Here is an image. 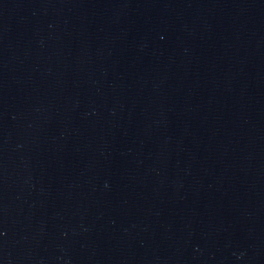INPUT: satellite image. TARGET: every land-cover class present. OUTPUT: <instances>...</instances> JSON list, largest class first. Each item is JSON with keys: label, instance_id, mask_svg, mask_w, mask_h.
Listing matches in <instances>:
<instances>
[{"label": "water", "instance_id": "1", "mask_svg": "<svg viewBox=\"0 0 264 264\" xmlns=\"http://www.w3.org/2000/svg\"><path fill=\"white\" fill-rule=\"evenodd\" d=\"M0 264H264V0H0Z\"/></svg>", "mask_w": 264, "mask_h": 264}]
</instances>
